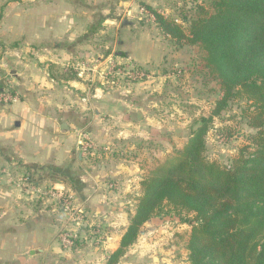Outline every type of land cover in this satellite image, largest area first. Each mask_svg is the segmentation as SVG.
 <instances>
[{
  "label": "rangeland",
  "instance_id": "obj_1",
  "mask_svg": "<svg viewBox=\"0 0 264 264\" xmlns=\"http://www.w3.org/2000/svg\"><path fill=\"white\" fill-rule=\"evenodd\" d=\"M35 1L0 0V12L2 5L7 3L14 2L18 8L28 10ZM37 1L51 5L53 12L67 13L68 28L66 34H63L64 38L53 40L56 50L52 52V56L58 58L55 59L58 63L37 64L38 72L41 73L39 79L31 73L30 69H34V66L28 64L9 65L6 74H11L7 71L11 67L14 68L13 73H22L20 81L17 82L29 93L23 97V93L18 91L22 96L21 100L37 106L55 108L65 101H70V104L74 102L78 106L69 114L57 115L58 122L63 120L70 123V133L75 136L74 144L78 146L82 156L102 158L104 155L115 156L122 151L126 158L130 154L128 152H133H124L126 147L123 144L116 145L114 139L121 137L120 140L123 141L122 138L127 140L132 134H136L135 129L125 125L124 121L133 117L130 116L129 109L132 103L141 105L145 110L143 114L147 116L149 135L148 142L142 145L143 156L150 161L146 164L149 173L142 177L144 179L184 147L191 131L200 124L201 116H212V109L221 95V90L215 74L207 66L205 52L196 44L175 43L163 33L154 17L155 12L182 23L180 19L194 14L196 6L209 10L210 0ZM182 24L186 27V24ZM28 55V52H22L21 58H29ZM59 58H62L61 62ZM66 76L74 78L66 80ZM14 96L18 97L15 94ZM112 97L117 101L116 111L109 110L108 103L112 101ZM1 102L6 105L9 103ZM102 104L108 105L100 106ZM42 113L47 116L50 114ZM252 115L250 102L237 98L220 115L211 117L206 134V158L230 165L240 153L251 152L254 149L251 135L255 132L249 125ZM91 124L94 125L92 130L88 127ZM103 126L106 131H103ZM109 131L110 137L114 136L113 140L110 139L113 144H106L99 149L96 143L101 136L99 134ZM156 133L159 135L158 149ZM76 145L73 149H76ZM74 152L72 159L75 158ZM66 166L67 163L50 169L45 177L36 174L23 178L19 183L34 189V204L38 201L36 206L45 202L44 204L53 206L55 216H60V219L67 217V224L58 229L57 237L61 247L70 248L85 225L81 223L85 217L84 212L74 205L75 199L70 191L78 185L76 179L79 169L72 161L69 167L71 171L64 169ZM22 175L24 177L23 173ZM113 180L110 178L106 182V188L114 187ZM41 183L43 185L40 188L38 185ZM13 185L15 186L14 183ZM140 194L139 183L137 194L136 190L120 191L115 198L111 197L114 201L123 202L125 213H130L131 208L133 214ZM191 216L192 213L182 214V218ZM160 217L177 218L168 215ZM177 220L180 221L179 218ZM149 227V223H144L139 235L141 232H148ZM89 232L95 233L93 230ZM64 237L69 239V243L65 242ZM188 237L186 239L181 236L179 239L181 248L187 249ZM175 250L177 255L174 258L182 257L180 247ZM183 257L184 263L188 259L187 255ZM3 260L9 259L5 257Z\"/></svg>",
  "mask_w": 264,
  "mask_h": 264
},
{
  "label": "crops",
  "instance_id": "obj_2",
  "mask_svg": "<svg viewBox=\"0 0 264 264\" xmlns=\"http://www.w3.org/2000/svg\"><path fill=\"white\" fill-rule=\"evenodd\" d=\"M14 4L2 5L0 12V87L18 96L7 105L0 101V169L4 170L0 174V264H106L107 256L118 247L133 212L130 208V213H125L123 202L114 201L112 197L115 198L120 191L136 190L137 194L139 181L149 173L146 164L150 161L144 158L142 148L149 138L147 116L143 114L145 110L141 105H130V116L133 117L126 118L124 124L135 129L136 134L127 140L110 137L108 133L111 131L100 133L97 138L99 149L113 144L110 139H114L116 145L126 147L124 152L133 151L128 152L130 154L126 158L122 151L102 158L82 156L74 144L76 141L70 133V123L58 122L57 115L69 114L78 106L65 101L55 108L21 100V95L24 97L29 93L17 82L22 73H13L14 68L11 67L7 70L11 74H6L9 65L28 64L34 66L31 73L39 79L41 73L37 64L58 63V58L52 56L56 50L53 40L64 38L68 28L67 13L53 12L51 5L37 0L28 10ZM60 48L62 50V46ZM22 52H28L29 58H21ZM59 59L61 62L62 58ZM108 104L110 111L117 110L115 98L112 97ZM42 112L50 114L47 116ZM88 127L92 130L94 125ZM102 128L106 131L104 126ZM158 137L156 133V148H159ZM74 145L76 149H73ZM73 152L74 159L71 158ZM70 159L79 169L78 185L70 191L75 199L74 205L84 212L85 219L81 223L85 225L75 243L66 248L61 247L57 231L67 224V217L60 219V216H55L53 206L45 202L36 206L38 201L34 204V189L19 182L36 174L48 176L50 169L65 163L64 169L71 171ZM110 178L114 179L112 189L106 188ZM42 185L38 186L41 188ZM147 223L150 224L149 231L138 235L117 264H189L188 260L182 261L187 249L181 248L179 242L181 236L187 239L189 224L174 217H155ZM178 246L182 257L175 259ZM5 257L9 260H3Z\"/></svg>",
  "mask_w": 264,
  "mask_h": 264
},
{
  "label": "trees",
  "instance_id": "obj_3",
  "mask_svg": "<svg viewBox=\"0 0 264 264\" xmlns=\"http://www.w3.org/2000/svg\"><path fill=\"white\" fill-rule=\"evenodd\" d=\"M209 5L183 16L186 27L154 12L155 21L178 45L196 44L205 52L221 90L211 117L234 99L250 102L254 149L230 165L208 160L212 118L201 116L184 147L141 180L134 213L106 264H117L142 225L160 215L191 226L189 264H264V0H210ZM184 213L191 218H182Z\"/></svg>",
  "mask_w": 264,
  "mask_h": 264
},
{
  "label": "built area",
  "instance_id": "obj_4",
  "mask_svg": "<svg viewBox=\"0 0 264 264\" xmlns=\"http://www.w3.org/2000/svg\"><path fill=\"white\" fill-rule=\"evenodd\" d=\"M0 100H1V101H8V102H10V101L16 100V97H15L14 95H12V94L10 93V91H8V90H6V89H2V88L0 87ZM3 171H4V170H1V169H0V174H2ZM78 222H79V221H78ZM78 222H77V223H78ZM64 240H65V242L69 243V239H66V237H64Z\"/></svg>",
  "mask_w": 264,
  "mask_h": 264
},
{
  "label": "water",
  "instance_id": "obj_5",
  "mask_svg": "<svg viewBox=\"0 0 264 264\" xmlns=\"http://www.w3.org/2000/svg\"><path fill=\"white\" fill-rule=\"evenodd\" d=\"M17 124H18V122H17Z\"/></svg>",
  "mask_w": 264,
  "mask_h": 264
}]
</instances>
